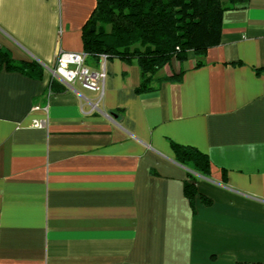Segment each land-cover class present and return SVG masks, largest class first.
<instances>
[{
	"label": "crops",
	"instance_id": "1",
	"mask_svg": "<svg viewBox=\"0 0 264 264\" xmlns=\"http://www.w3.org/2000/svg\"><path fill=\"white\" fill-rule=\"evenodd\" d=\"M95 1L0 0V49L44 70L0 63V264H264V0L225 10L216 45L172 62L179 81L139 93L135 60L85 59L101 93L51 91Z\"/></svg>",
	"mask_w": 264,
	"mask_h": 264
},
{
	"label": "trees",
	"instance_id": "2",
	"mask_svg": "<svg viewBox=\"0 0 264 264\" xmlns=\"http://www.w3.org/2000/svg\"><path fill=\"white\" fill-rule=\"evenodd\" d=\"M245 0H96L82 26V45L86 59L99 62L102 56L135 60L140 70L139 93L153 91L163 81H179L183 69L171 70L189 54L200 58L220 40L222 13ZM200 64V60H197ZM0 63L28 76L41 78L43 67L36 61H16L0 49ZM162 69L170 72L160 75ZM51 91L66 86L58 79L49 82ZM178 162L194 172L207 173L206 154L193 147L173 145ZM190 200L197 193L193 179L186 181ZM206 203L208 200L204 199Z\"/></svg>",
	"mask_w": 264,
	"mask_h": 264
},
{
	"label": "built area",
	"instance_id": "3",
	"mask_svg": "<svg viewBox=\"0 0 264 264\" xmlns=\"http://www.w3.org/2000/svg\"><path fill=\"white\" fill-rule=\"evenodd\" d=\"M86 54L80 52L60 51L57 54L55 64L48 69L51 74L61 80L66 86L71 87L74 83H80L84 88L101 93L105 78L103 66L100 70H91L85 66ZM106 57L102 56L101 60ZM98 101L94 104L97 107ZM33 125L36 127L44 126L43 121L34 120Z\"/></svg>",
	"mask_w": 264,
	"mask_h": 264
}]
</instances>
